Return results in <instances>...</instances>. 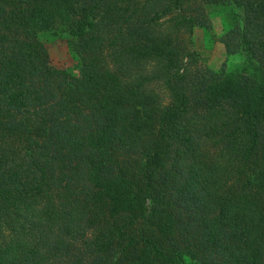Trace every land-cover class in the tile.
Listing matches in <instances>:
<instances>
[{
    "label": "trees",
    "instance_id": "1",
    "mask_svg": "<svg viewBox=\"0 0 264 264\" xmlns=\"http://www.w3.org/2000/svg\"><path fill=\"white\" fill-rule=\"evenodd\" d=\"M189 262L264 264V0H0V264Z\"/></svg>",
    "mask_w": 264,
    "mask_h": 264
},
{
    "label": "rangeland",
    "instance_id": "2",
    "mask_svg": "<svg viewBox=\"0 0 264 264\" xmlns=\"http://www.w3.org/2000/svg\"><path fill=\"white\" fill-rule=\"evenodd\" d=\"M207 14L210 26L197 28L194 35L196 49L201 56L202 63L213 70L221 69L227 61L230 65L232 64L231 66L239 64L238 58H227L225 48L221 43L224 30L229 24L230 9L228 7L209 6ZM45 43L50 46V54L56 65L69 68L74 74L77 72L78 63L72 58L67 43L60 40L54 41V39H46ZM188 264L196 263L189 262Z\"/></svg>",
    "mask_w": 264,
    "mask_h": 264
}]
</instances>
